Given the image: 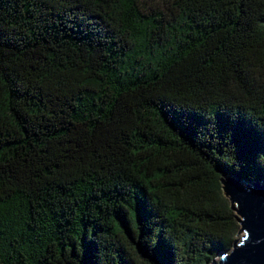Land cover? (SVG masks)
<instances>
[{
    "label": "trees",
    "instance_id": "trees-1",
    "mask_svg": "<svg viewBox=\"0 0 264 264\" xmlns=\"http://www.w3.org/2000/svg\"><path fill=\"white\" fill-rule=\"evenodd\" d=\"M264 180V0H0V264H211Z\"/></svg>",
    "mask_w": 264,
    "mask_h": 264
},
{
    "label": "water",
    "instance_id": "water-1",
    "mask_svg": "<svg viewBox=\"0 0 264 264\" xmlns=\"http://www.w3.org/2000/svg\"><path fill=\"white\" fill-rule=\"evenodd\" d=\"M221 183L240 225L237 235L242 236L211 264H264V180L248 183L226 177Z\"/></svg>",
    "mask_w": 264,
    "mask_h": 264
},
{
    "label": "rangeland",
    "instance_id": "rangeland-1",
    "mask_svg": "<svg viewBox=\"0 0 264 264\" xmlns=\"http://www.w3.org/2000/svg\"><path fill=\"white\" fill-rule=\"evenodd\" d=\"M241 236H242V234H238V235H237V238H240Z\"/></svg>",
    "mask_w": 264,
    "mask_h": 264
}]
</instances>
